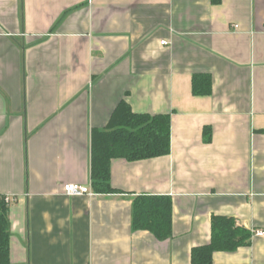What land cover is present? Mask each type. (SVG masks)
<instances>
[{
    "label": "crops",
    "instance_id": "1",
    "mask_svg": "<svg viewBox=\"0 0 264 264\" xmlns=\"http://www.w3.org/2000/svg\"><path fill=\"white\" fill-rule=\"evenodd\" d=\"M124 102L170 116V154L112 161L119 194L65 196ZM140 196L172 199L168 241L133 230ZM0 197L11 264H193L215 217L252 240L211 264H264V0H0Z\"/></svg>",
    "mask_w": 264,
    "mask_h": 264
},
{
    "label": "trees",
    "instance_id": "2",
    "mask_svg": "<svg viewBox=\"0 0 264 264\" xmlns=\"http://www.w3.org/2000/svg\"><path fill=\"white\" fill-rule=\"evenodd\" d=\"M209 76L193 79V93L207 96L211 93ZM206 141H210L207 138ZM171 152L170 116L134 114L127 103H121L104 131L92 132V189L96 195H115L111 185V163L125 160L129 163L166 157ZM10 206L0 197V264H11ZM173 203L169 197L140 196L134 200L132 227L136 232H149L159 242H166L173 234ZM252 233L238 226L232 218L215 217L209 245L192 253L193 264H211L216 252L232 253L251 245Z\"/></svg>",
    "mask_w": 264,
    "mask_h": 264
},
{
    "label": "built area",
    "instance_id": "3",
    "mask_svg": "<svg viewBox=\"0 0 264 264\" xmlns=\"http://www.w3.org/2000/svg\"><path fill=\"white\" fill-rule=\"evenodd\" d=\"M166 43H162V45H165ZM64 194L67 197H89L93 198L95 197L94 192L92 191V185L90 184L89 186H82V185H76V184H71V185H65L63 188ZM5 202L7 205L11 206L12 204L15 203V199L6 197ZM255 235L257 236H263L264 233L262 232H256Z\"/></svg>",
    "mask_w": 264,
    "mask_h": 264
}]
</instances>
